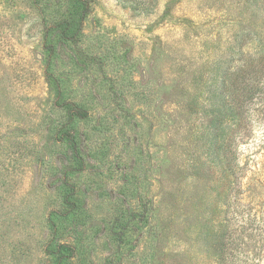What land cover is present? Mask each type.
Segmentation results:
<instances>
[{
    "label": "rangeland",
    "instance_id": "1",
    "mask_svg": "<svg viewBox=\"0 0 264 264\" xmlns=\"http://www.w3.org/2000/svg\"><path fill=\"white\" fill-rule=\"evenodd\" d=\"M247 35L264 0H0V264H264Z\"/></svg>",
    "mask_w": 264,
    "mask_h": 264
},
{
    "label": "trees",
    "instance_id": "2",
    "mask_svg": "<svg viewBox=\"0 0 264 264\" xmlns=\"http://www.w3.org/2000/svg\"><path fill=\"white\" fill-rule=\"evenodd\" d=\"M247 40L249 42H255L257 43L259 41L258 38H254L250 35H247ZM264 45L261 43H257L254 47L255 53H251V55L248 56H243L240 53V59H237L234 65V68L232 69V72H230L227 76H225V79L229 81L230 86L235 87V83L233 82L234 80L238 79H244V75H250V76H264ZM223 71V70H222ZM226 82V81H225ZM253 82H255L253 80ZM228 91V89H227ZM244 211L243 217L246 219V221L251 222V223H257L258 225L260 224V217L261 212L260 211H254L253 215L251 214L250 210H244V208L239 212L241 215ZM258 222H257V218ZM250 223V224H251ZM264 225V222L262 223Z\"/></svg>",
    "mask_w": 264,
    "mask_h": 264
}]
</instances>
